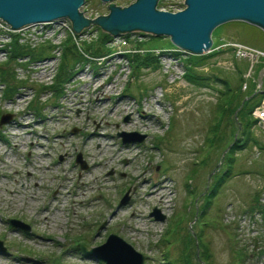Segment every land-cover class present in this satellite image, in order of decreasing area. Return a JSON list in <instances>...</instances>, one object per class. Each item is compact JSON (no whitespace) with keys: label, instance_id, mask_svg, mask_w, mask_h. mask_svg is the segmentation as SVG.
Listing matches in <instances>:
<instances>
[{"label":"rangeland","instance_id":"1","mask_svg":"<svg viewBox=\"0 0 264 264\" xmlns=\"http://www.w3.org/2000/svg\"><path fill=\"white\" fill-rule=\"evenodd\" d=\"M170 2L180 8L183 0H164V4ZM87 3L106 13L107 4L101 0ZM248 24L229 20L217 25L213 44L230 38L264 47V31ZM109 38L97 32L74 42L63 35L59 60L41 80L29 72L19 76L13 57L0 61V74H9L5 85L31 82L20 94L4 96L0 91V114L14 112L13 119L0 126V239L5 245L0 264H107L83 252L77 243L89 248L110 232L140 251L143 264H184L182 257L188 253L192 264H264V234L260 232L256 247L254 242L251 246L237 238L233 224L225 221L229 202L236 211L259 207L264 219L260 196L264 127L248 124L252 116L237 123L221 112L222 130H212L223 89L212 72L231 83L239 79L248 83L258 81L264 67L247 74L246 59L223 49L210 52L195 66L196 74L205 79L190 81L183 73V60L189 53L175 47L167 35L128 32L123 35L125 44H113ZM18 43L12 41L13 46ZM64 45L77 57L84 55L83 61L74 58L63 65ZM94 49L102 55L94 54ZM142 55H154L157 61ZM55 84L62 86L58 95L50 90ZM44 85L50 89L45 91ZM35 99L40 106L33 107L37 114L32 109L23 114ZM76 125L84 127L87 136L72 130ZM121 129L145 132L146 137L122 142L116 134ZM237 134L238 142L246 140L245 146L234 151L232 175L206 207L211 175L226 167L222 153L226 150V156H232L233 151L224 146ZM29 139L41 145L31 146L26 155ZM78 151L86 167L75 161ZM126 192L128 197L119 204ZM153 206L165 213L164 220L149 215ZM8 216L20 218L29 229L14 228L6 221Z\"/></svg>","mask_w":264,"mask_h":264},{"label":"water","instance_id":"2","mask_svg":"<svg viewBox=\"0 0 264 264\" xmlns=\"http://www.w3.org/2000/svg\"><path fill=\"white\" fill-rule=\"evenodd\" d=\"M84 1L0 0V17L13 27L31 21L65 16L70 19L76 33L85 26L95 24L111 35L129 31L167 35L175 46L194 54L209 49L213 43L214 28L229 20H242L264 31V0H184L185 6L176 11L158 8V0H133L125 5L116 4L112 0H101L107 2V12L95 17L85 16L79 10ZM10 117V112L2 113L0 124ZM116 134L122 142L141 141L146 137L145 132L137 130L121 129ZM75 161L79 162L81 167H86L80 151L76 153ZM127 197L126 192L119 199V204ZM149 215L156 220H164L166 217L158 206H153ZM7 220L23 229L30 227L19 218L10 217ZM105 223L106 220L100 227ZM253 241L256 247L257 237H254ZM77 246L107 264H143L144 261V255L115 232L108 233L104 241L89 248L81 242H78ZM0 248H4L1 239Z\"/></svg>","mask_w":264,"mask_h":264},{"label":"built area","instance_id":"3","mask_svg":"<svg viewBox=\"0 0 264 264\" xmlns=\"http://www.w3.org/2000/svg\"><path fill=\"white\" fill-rule=\"evenodd\" d=\"M133 0H129L131 2ZM88 0H85L84 3L79 7L85 16L88 17H95L101 12L97 10H93L92 8L88 7ZM106 3L107 2H103ZM128 4V3H127ZM105 5V4H104ZM125 5V4H123ZM163 5H169V9L165 10H172L176 11L185 6V2L183 0L182 4H180V8L175 6V3L170 2L168 4H164V0H158L157 7L160 9H164ZM85 6V9H83ZM176 7V8H175ZM107 12V7L105 9ZM98 32V28L95 24H90L88 26L83 27L78 33L72 27L71 21L68 17L61 16L58 18L48 19V20H38V21H31L22 24L19 27H13L10 23L0 17V61H6L9 57H13L15 59L16 64L14 66V70L18 75L23 72H29L30 76L34 79L35 77L42 79V77H48L49 73H51L54 62L56 63L57 59L59 60L60 57V43L62 40L63 35L69 36L71 40L74 42H80L86 35H93L94 33ZM135 32V31H129ZM128 32H122L117 35H111L108 39V42L113 44L122 43L125 44L127 41L123 38V35ZM12 41L19 42L18 45H21V49L25 50L21 54L12 56V52L14 46ZM50 42V44H49ZM22 43V44H21ZM48 46L49 52L48 54H42L39 56H31L29 45L32 44L33 50H37L43 44ZM230 49L233 56L236 58H244L249 62L247 74L253 72V68L257 62L264 61V47H256L253 45H248L243 42H240L235 39L225 38L220 43L213 44L209 49L205 51V53L223 50V49ZM140 50V49H139ZM139 50H133L134 52H138ZM100 58H105L104 56ZM98 58V59H100ZM83 61V60H82ZM81 63L80 70H83V64ZM233 66L232 61L230 62ZM84 67H88L89 65H85ZM264 67V66H263ZM54 70V69H53ZM259 72H261L259 70ZM20 76V75H19ZM262 76L258 81L255 82V89L256 90H263L264 89V72L261 73ZM40 80H38V84H40ZM43 81V80H42ZM53 81V79H51ZM31 82L23 81L15 87L13 92L20 94L25 88L30 87ZM42 83H47L43 81ZM49 85V83H48ZM46 86V85H44ZM61 86V85H60ZM7 85L4 84V81H0V91L4 94ZM47 87V86H46ZM242 87H246V81L242 83ZM4 88V89H3ZM49 88H44L47 91ZM51 92L53 88L51 87ZM54 91V90H53ZM12 92V93H13ZM62 92V86H61ZM11 95V94H10ZM253 117L255 118L254 125H260L264 127V95L261 98L260 102L255 105L251 111ZM264 199V188H261V195ZM263 207V206H262ZM232 203H228L226 205L225 213L226 216H229L227 223L233 224L234 231L237 234V238H242L248 245H253V238L257 236L260 232L263 235V226H264V219L262 215V211L260 208H255L253 210H243V211H236ZM264 212V211H263ZM239 238V239H240ZM261 240V239H260Z\"/></svg>","mask_w":264,"mask_h":264},{"label":"trees","instance_id":"4","mask_svg":"<svg viewBox=\"0 0 264 264\" xmlns=\"http://www.w3.org/2000/svg\"><path fill=\"white\" fill-rule=\"evenodd\" d=\"M242 23L244 25H249L247 22H243ZM98 28V33L102 36H104L106 39L109 38L110 34L104 30H102L98 25H96ZM143 33V32H142ZM151 35V34H149ZM86 43V42H85ZM48 47H52V46H48ZM177 47V46H175ZM50 48H44L42 49H37V50H33L30 51L31 56H39L42 54H48ZM14 53L12 54L13 56L21 54L22 52H24L25 50L21 49L20 47H18V45H14ZM178 50V49H177ZM74 50L70 49L69 46L64 45V50H63V65L66 64V66L71 63L72 60H74V58H78V60L80 59H84V55L76 56L77 54H75L73 52ZM183 52H186L184 50H181ZM231 51V50H230ZM94 54L101 56L103 52H100V50L98 49H94L92 51ZM217 51H214V54H216ZM189 54L184 57L185 60H183V64H184V75L190 80V81H200L202 79H205L207 76L205 75H197L196 74V69L195 66L200 65L203 63V61L207 58V55H209V53H200V54H191L190 52H188ZM212 54V53H210ZM147 55V54H146ZM142 55V57H145L146 59H150V61H157L154 55ZM234 57V56H233ZM86 59V58H85ZM77 60V61H78ZM140 62H142L140 60ZM147 63V62H146ZM156 65V62H154V65ZM247 65H249V62L246 60V67ZM264 65V61H260L257 62L254 66L253 72H258V70ZM212 72V71H211ZM216 72H212L213 76L220 80L221 84H223V89L220 90V95L218 96L219 101H217L218 105H217V115H216V123L214 122V126L212 127V130L216 129L217 132L220 130H222L220 128V125L222 124V120L224 119L223 114L224 115H228L231 121H236L238 123V120L240 121V119H245V117L249 116L251 117V111L253 109V107L255 105H257L262 96H263V92L261 91H257L255 89V82L252 80L251 82H246V87L242 88V82H240L241 79H239L238 83H231L230 80L226 79V78H221L220 76H218L217 74H215ZM72 75V74H71ZM70 75V76H71ZM7 77H9L8 72H2V74H0V79L2 80H6L8 79ZM59 80V79H58ZM69 80V79H68ZM7 81V80H6ZM5 81V82H6ZM8 87H6L5 89V94L6 93H12L13 90L15 89V85L8 83L7 85ZM53 90L54 93L56 95L61 93V86L58 87L55 85H53ZM221 112H223V114H221ZM245 114L243 117L242 115ZM241 116V117H240ZM235 117V118H234ZM253 117V116H252ZM251 117V118H252ZM251 122H255V118H252L251 121H247V123L251 124ZM229 124V123H228ZM228 124H224L227 126V130H228ZM223 132L225 133V129H223ZM229 132V130H228ZM234 134V130L231 132L230 137H233ZM238 134L235 136V139L232 141H230V143L228 145L224 146V149L228 146L229 150L233 151L232 156H226V150L225 152L222 153V160L225 161L226 163V167L224 169H222L219 173L214 172L213 170V175H211L212 177V184L208 187L207 191L205 192V202H206V207L209 204L208 202L211 200V197H213V195L215 193H217L219 186H221V184H223V182L232 175V166H233V162L236 159V156L234 154V151L236 149H241L245 146V142L246 140H239L238 138ZM245 139V138H244ZM245 141V142H243ZM255 142H257L256 140H254ZM262 147V146H260ZM264 147V146H263ZM227 149V150H228ZM259 194V193H258ZM210 198V199H207ZM206 207L203 209L202 212L205 211ZM252 207V206H251ZM257 208V207H253L252 209ZM251 209V208H249ZM197 254V252L194 250V254ZM183 263L184 264H192L191 263V255L186 254L185 256H183ZM171 264H173V261L170 262Z\"/></svg>","mask_w":264,"mask_h":264},{"label":"flooded vegetation","instance_id":"5","mask_svg":"<svg viewBox=\"0 0 264 264\" xmlns=\"http://www.w3.org/2000/svg\"><path fill=\"white\" fill-rule=\"evenodd\" d=\"M104 1H102V3H103ZM35 105V106H34ZM33 107H40L39 106V104L37 103V101H36V99L35 100H33V102H28V105H27V107H26V109L23 111V114L25 113V112H27L28 110H31L32 109V114H37V111L35 110V109H33ZM10 113H11V117H10V119L9 120H12L13 119V117H14V112L13 111H10ZM1 115V114H0ZM9 120H7V121H9ZM26 124V123H25ZM0 126H2L1 124H0ZM75 128V130H78V131H80V134H82L81 136L82 137H85V136H87V134H84V131L82 130V128H84V127H81L80 125H76V126H73V128H72V130ZM31 131H33V130H31ZM34 133H35V131H34ZM93 134L94 132L93 131H91V132H88V134ZM85 135V136H84ZM0 138L1 139H3L2 137H1V135H0ZM30 141L27 143V150H26V155H28V154H30V152H31V150H30V148H31V146H33V145H35V144H39L38 142H35L34 140H32V139H29ZM39 145H41V144H39ZM81 152V151H80ZM81 155H82V153H81ZM75 157H76V155H75ZM58 158H61V155H59V157ZM84 159V158H83ZM85 160V159H84ZM86 162V161H85ZM79 163V162H78ZM86 166H87V162H86ZM8 218H10V216H8V217H6V221L9 223V221L7 220ZM11 218H18V217H11ZM20 219V218H19ZM23 221V220H22ZM10 224V223H9ZM10 225H12V224H10ZM12 226H14V225H12ZM15 227H18V226H14V228ZM2 240V239H1ZM2 244H3V241H2ZM3 246H4V248H0V250H4L5 249V245L3 244Z\"/></svg>","mask_w":264,"mask_h":264},{"label":"bare ground","instance_id":"6","mask_svg":"<svg viewBox=\"0 0 264 264\" xmlns=\"http://www.w3.org/2000/svg\"><path fill=\"white\" fill-rule=\"evenodd\" d=\"M81 7V6H80ZM79 10H81L80 8H79ZM79 48H81V46H79ZM82 50V49H81ZM183 50H185V49H183ZM33 51V50H32ZM187 51V50H186ZM187 52H190V51H187ZM45 79V78H44ZM50 85V84H49ZM50 89V88H49ZM8 158H10V157H8ZM77 194V193H76ZM39 235H41V234H39ZM37 238H39V239H46V238H44V237H42V236H36Z\"/></svg>","mask_w":264,"mask_h":264}]
</instances>
